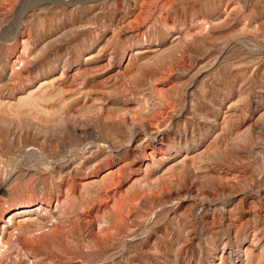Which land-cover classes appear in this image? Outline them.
Here are the masks:
<instances>
[{
	"label": "rangeland",
	"instance_id": "obj_1",
	"mask_svg": "<svg viewBox=\"0 0 264 264\" xmlns=\"http://www.w3.org/2000/svg\"><path fill=\"white\" fill-rule=\"evenodd\" d=\"M263 158L264 0H0V264H264Z\"/></svg>",
	"mask_w": 264,
	"mask_h": 264
},
{
	"label": "bare ground",
	"instance_id": "obj_2",
	"mask_svg": "<svg viewBox=\"0 0 264 264\" xmlns=\"http://www.w3.org/2000/svg\"><path fill=\"white\" fill-rule=\"evenodd\" d=\"M263 161H264V158H263ZM24 213H26L25 212V210L24 209H17L16 211H15V213L13 214V217L14 216H18V215H20V214H24ZM34 219H31V218H27V217H25L24 219H22V221L23 222H32ZM250 257H251V252H245V254L243 255V258H244V260L241 258V259H239V263L240 264H249V259H250ZM249 261V262H248ZM221 262V261H220Z\"/></svg>",
	"mask_w": 264,
	"mask_h": 264
}]
</instances>
